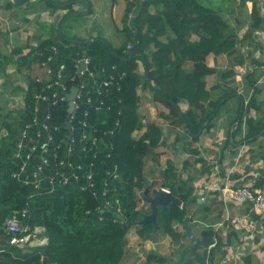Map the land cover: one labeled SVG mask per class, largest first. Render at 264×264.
Instances as JSON below:
<instances>
[{"label": "trees", "instance_id": "16d2710c", "mask_svg": "<svg viewBox=\"0 0 264 264\" xmlns=\"http://www.w3.org/2000/svg\"><path fill=\"white\" fill-rule=\"evenodd\" d=\"M41 1L44 10L51 15L58 9L67 11L61 18L53 20L48 38L34 33L24 47L14 51L17 70L20 72L25 68L31 72L41 60L38 52H43L50 45L59 48V61L65 63L70 72L76 61L88 58L90 70L98 72L103 69L107 75L112 76L113 84H118L117 89L112 85L106 88L113 102L110 105L112 110L100 115L97 120L99 129L113 128L114 133L105 136L106 142L111 144L107 153L89 155L88 162L93 163L95 172L94 187L82 186L85 182L81 180L79 183L56 185L50 192L48 183H44L38 190L19 183L11 177L15 170L12 154L20 131L31 118L34 107L32 93L36 86L31 76H28L24 104L17 108L14 123L2 121L4 117L0 113V135L6 130L0 136V264H121L127 251L128 233L131 229L122 227L111 215L101 212L107 210L103 209L101 183L107 177V172L115 168L119 179H109L110 191L107 195L110 192L118 195L126 223L139 221L145 215L140 208L143 203L141 194L149 196L151 192L155 194L161 188L168 189L171 197L179 200V204L165 210L159 209L156 225L172 241L180 242L186 235L184 231L176 229L177 225L194 226L193 215L189 210L191 205L197 203L194 189L187 181L175 178L169 165L168 169L161 171L163 179L158 187H155V183L147 184L144 161L147 158L156 160L155 150L160 146V141L158 137L151 136L148 130L142 131L143 117L139 112L141 98L137 90L147 88L153 101L161 103L168 110L164 118L170 125L175 128L183 127L191 142H198L202 131L211 127L220 107L227 100L237 97L236 93L227 91L220 98L210 100L211 89L205 78L214 74L215 70L207 66L206 58L210 54H234L238 47L237 36L224 35L228 27L227 20L220 9L206 5L203 0H124L127 5L125 18L134 10L132 14L135 23L131 27L125 21L124 32L127 33V39L114 47L100 34L84 39L61 32V26L74 17L73 4L83 0ZM71 13L72 18L64 20ZM90 14L89 9L88 16ZM251 16L260 19L255 4ZM59 21H62L60 33L56 30ZM260 28L259 24L251 25L247 35ZM198 39L202 41L200 43L204 45L203 48ZM70 40L84 43H73ZM32 42L36 46L31 47L27 55H22L23 49L30 47ZM33 53L36 54L32 56ZM44 56L45 54L42 58ZM138 63L143 66V74L138 70ZM228 77H234V74L230 73ZM100 80L101 77H97V81ZM253 97L254 94L247 106L241 104L239 107L237 118L230 124L231 136L228 137L227 144L236 146L243 142H255L259 136L264 135V123L261 120L245 118L242 126L247 108L254 106ZM181 101H186L189 105L185 113L178 107ZM64 113L63 111V115ZM62 117L64 116L61 114V120L57 123L62 124ZM116 120L118 125L114 126ZM140 132L138 137L134 136ZM241 133L242 138L235 141V135ZM254 184L264 185V175L256 178ZM221 207V201L218 202L215 197L203 210H218L217 216H220ZM22 210L25 211V216L21 219L23 223L30 226L31 230L36 227L43 229L38 236L45 239L44 243L23 247L9 244L11 236L5 230L4 221ZM214 221H206V226L199 230V237L214 238L215 248L220 245L226 248V245L230 246L231 240H235L236 244L242 242V232L238 235L235 231H227L223 242L222 228L214 229ZM226 223L224 221L223 225L226 226ZM226 227L228 228V223ZM154 228L152 224L132 227L142 241L151 239L157 232L154 233ZM255 242H258L257 238ZM217 252L210 250L207 264L220 263ZM243 258V264H251V254L245 253ZM151 262L165 264L168 260L163 256L147 253L144 264Z\"/></svg>", "mask_w": 264, "mask_h": 264}, {"label": "crops", "instance_id": "0c3cea01", "mask_svg": "<svg viewBox=\"0 0 264 264\" xmlns=\"http://www.w3.org/2000/svg\"><path fill=\"white\" fill-rule=\"evenodd\" d=\"M55 1L62 2L65 0ZM83 1L87 5L88 3L90 4L88 7L90 10L92 8L91 13L92 15H96L97 18L100 14V9L102 7L105 9V14L106 16L109 15L111 21V26L107 27V33H113L114 37L109 39V41L114 47L126 41L127 33L124 32L125 21L130 24L131 19L125 18L127 5L124 0ZM83 1L73 4V11H85L86 7ZM203 1L206 5H212V7L220 9L222 16L227 20L228 27L224 31V35L235 34L238 38V47L234 54L219 56L210 54L206 58L207 66L215 70L214 74L205 78L208 88L211 89L210 100L213 101L220 98L227 91L236 93L237 97L235 96L227 100L220 107L211 123V127L202 131L198 142H191L190 136L185 133L183 127L175 128L164 118L168 114V110L161 103L153 101L148 89H138L137 93L141 98L139 112L143 117L144 125L142 131L148 130L151 136L158 137L160 141V146L155 150L157 154L156 160L145 159L143 170L146 182L149 185L152 183L159 184L158 182L163 179V172L161 171L168 169V165L172 167L175 178L179 177L192 185L196 204L201 206L200 209L202 211L197 216L198 220L196 222L198 224H194V222V226L200 225L199 227H201L205 223V220L214 221L215 219L213 228L221 227L223 229V227L227 228L223 225V221L227 217L247 214L250 226L245 230L235 231L237 234L242 232L243 238L242 236L240 238L242 242L236 244L235 240H231L230 246L226 245V248L241 250L245 255L249 247V242L247 241H249L251 235L259 232L256 227L259 224H264V222L256 215L252 216V214H249L247 209L236 206L227 197H224L221 192H211L209 188L213 183H226L233 187L255 188L258 186H255L254 180L264 175V135L259 136L255 142H243L236 146H233L232 143L227 144L228 137L231 136L229 133L230 124L237 118L241 104L247 106L252 94H254L255 103L254 106L247 108V112L242 119V126L245 118L261 120L264 123V0ZM253 4L256 5L260 19L251 16ZM19 10L23 13V16L17 15ZM66 11L58 9L51 15L49 11L44 10L41 0H0V110H4L7 107H15L16 109L21 107L28 87L27 79L31 72L29 69H27V73L23 71L22 73L18 72L14 64V51L26 45L31 38L30 36H32L31 34L35 32V30L31 31V28L37 27V23L44 30L35 34L42 38H48L53 20L61 18ZM255 24L261 26L259 31H254L251 35H247L251 25ZM98 25L99 22L96 26L90 27V31L83 34V38L88 39L99 34L107 38ZM121 36L122 38H119ZM200 41L198 39L199 45H201ZM35 46V42L30 43V47L23 49L22 55L30 53L31 47ZM201 47L203 48L204 45H201ZM198 50H200L199 47ZM138 70L143 74L142 64H140ZM224 73H228V75L232 73L234 77H228ZM178 107L182 113H185L189 105L186 101H181ZM242 136L243 133L241 135L236 134L235 141L240 140ZM239 149H246L248 152H251V156L247 159L248 164L245 166H239L241 158V155L238 153ZM211 154L218 156L211 160L209 156ZM255 154L257 156H254ZM194 170H197L199 173L198 177L196 176L197 182H192V179L195 177H190V174L195 172ZM151 193L153 194V192ZM215 197L218 202L221 201L223 207H221L222 212L220 216H217L218 212L203 210L212 203ZM203 202L205 204L202 205ZM191 207L192 205L189 207L190 213ZM220 218L224 220L221 222ZM226 221L229 223L228 220ZM173 226L176 225L174 224ZM194 226L192 228L193 233H195ZM130 229L127 251L121 264H144V256L141 253L144 250L146 253L163 256L155 248L160 241L157 239V236H160L162 239L168 236L159 235L161 231L157 230L150 240L141 241L134 233V230ZM225 230L234 231L230 226ZM39 239L42 243L45 242L44 238ZM255 246L257 247L258 245ZM251 249L253 248L251 247ZM248 254L253 255V252H249ZM228 260V264H236L235 259L229 258ZM238 264L241 263L239 262Z\"/></svg>", "mask_w": 264, "mask_h": 264}, {"label": "built area", "instance_id": "2783aa9c", "mask_svg": "<svg viewBox=\"0 0 264 264\" xmlns=\"http://www.w3.org/2000/svg\"><path fill=\"white\" fill-rule=\"evenodd\" d=\"M127 48L130 47L127 45ZM38 55L41 60L34 66L32 74L29 73L36 86L32 93L34 107L31 118L20 131L12 154L15 170L11 177L36 190L48 183L50 192L56 185L79 183L81 180L85 182L82 186L92 188L95 185V172L93 163L88 162L89 155L107 153L111 144L106 142L105 136L114 133L113 128L99 129L97 120L100 115L112 110L110 105L113 102L106 88L112 85L117 89L118 84H113L112 76L103 69L98 72L90 70V61L86 57L76 61L70 72L66 64L59 61L60 52L56 45H50ZM80 62L84 64L82 70ZM97 77H101V80L97 81ZM73 87L76 93L71 100L72 111L68 113L67 95ZM61 114L64 117L62 124H59L57 122L61 120ZM66 123L70 124L69 129L65 127ZM117 125L118 120L114 123V126ZM109 179H119L116 168L108 171L101 183L103 209L122 215V203L118 195L114 192L107 195L110 191ZM161 190L169 192L165 188ZM209 190L221 192L236 206L247 209L249 214L256 215L264 222V185L234 188L226 183H213ZM93 195L96 196V193L93 192ZM24 216L25 211L22 210L4 221L12 246H25L28 240L36 239V235L43 230L41 227L31 230L30 226L22 222ZM226 220L234 231L245 230L250 226L247 214L230 216ZM38 244L42 242L33 245Z\"/></svg>", "mask_w": 264, "mask_h": 264}, {"label": "rangeland", "instance_id": "374dc122", "mask_svg": "<svg viewBox=\"0 0 264 264\" xmlns=\"http://www.w3.org/2000/svg\"><path fill=\"white\" fill-rule=\"evenodd\" d=\"M91 11H92V8H91ZM132 11H134V10H132ZM132 11L127 16L128 19L133 18V14H132L133 12ZM105 12H106L105 9L102 7L100 9V14H99L98 18L96 17V15H92V13L89 16H86V17L74 16L70 21H67L66 23H64L61 26V32L65 33L67 35H70V36H77V37L83 38V34L88 33L90 31V27L96 26L98 24V22H99L98 26H99L100 30L102 31L103 34H105V36L108 38V39L107 38L106 39L109 41V39H112L114 37V35L111 32L109 34L107 33L108 32V28L107 27L111 26V21H110L109 15L106 16ZM118 12H119V10H118ZM24 13H26V11H24ZM17 15L23 16V13H21L20 10H19L17 12ZM70 25L72 26V28H71ZM32 30L33 31L35 30V32H33V33H39V32H42L44 29H43V27L40 24L37 23V27H32L31 31ZM31 35H33V34H31ZM30 37H32V36H30ZM119 38H122V36L119 37ZM22 69L20 71L21 73H22V71L24 73L28 72V70H26L25 68H22ZM16 110L17 109L15 107H7L4 110H0V113L3 114L2 116L4 117L2 121H6L8 123H14L15 117H16ZM5 132H6V130H3L1 132V135H3ZM139 135H140L139 133H135L134 134L135 137H138ZM263 142H264V139H263ZM238 153L241 155V158L239 160V166L247 165L248 164L247 159H248L249 156H251L250 155L251 152H248V150H246V149H243V150L239 149ZM209 156L211 157V160H212V159H215V157H217L218 155L211 154ZM254 156H257V154H255ZM253 161H255V160H253ZM194 171L195 172H193V174H190V177H192V176L195 177V178L192 179V182H197L196 176L198 177L199 173H198L197 170H194ZM156 187H158V185H156ZM199 204H201V203H199ZM203 204H205V203L203 202L202 205ZM140 205H142V206H140V208L142 209L143 213L148 214L150 212L148 206L145 205V203H141ZM200 207L201 206H198L197 204H194L191 207V213H192V215H194L193 216V221L195 222L194 224H198L196 222L198 220L197 216L202 212ZM215 212H218V210H216ZM220 220L222 222L224 219L220 218ZM206 221L207 220L204 221L205 223L201 227H199L200 225L194 226V228H195L194 235L197 238H199V230L206 226L205 225ZM226 226H227V223H226ZM228 226H230L229 223H228ZM256 228H257V230L259 232L258 233L255 232L253 235H251V237L249 238V241L246 240L247 242H249V247H248V251L247 252L248 253L249 252H253L252 264H264V224H259ZM176 229L178 231H180V232H183L181 226L177 225ZM225 229H227V228L223 227L222 233H221L222 234V238H223V242H225V237H226V234L228 233L227 230H225ZM158 231H160V230H158ZM159 235H164V237L167 236L162 231L159 232ZM256 238L258 239V244H256V242H255ZM157 239H159L160 241L155 246V248H156V250H159L162 253V255L164 257H166V259H168V263L171 262V261H169V259H171V258L175 260L177 258V254L179 252H181V253H183L185 255L187 253V251H188L189 241L186 238H183L180 242H177V243H175L174 241L170 240L168 237L165 238V239H162L160 236H157ZM40 242H41V240L39 239V236L36 235V239L28 240L26 245L32 246L33 244L40 243ZM255 245H258V246L256 247ZM213 247L211 249H214L215 251H218L217 252L218 253V259L220 260L219 264H228L229 263V260H228L229 258L235 259L236 264H238L239 262L242 264V258L245 255L242 253L241 250L238 251L235 248L228 249V248H224L223 246H219L218 248H215V247L213 248ZM251 247L253 249H251ZM225 251H226V253L224 254ZM141 253H142V255L144 257L147 254L145 252V250L143 252L141 251ZM223 254H224V256H223Z\"/></svg>", "mask_w": 264, "mask_h": 264}, {"label": "water", "instance_id": "95a60500", "mask_svg": "<svg viewBox=\"0 0 264 264\" xmlns=\"http://www.w3.org/2000/svg\"><path fill=\"white\" fill-rule=\"evenodd\" d=\"M83 3L86 7L85 11L75 12L73 13L74 16H80V17L88 16L89 7L85 1H83ZM73 14L71 13L67 15L64 20L71 18ZM61 23L62 21H59L56 27V30L58 31V33H60ZM134 23H135V18L133 17L130 20L131 27H134ZM71 42L84 43V42L75 41V40L74 41L72 40ZM83 68H84V64L83 62H80V70H82ZM75 93H76V89L73 87L70 89V92L67 95V99L69 101L68 109H67L68 113L72 111L73 105L71 103V100L73 99ZM65 127L69 129L70 124L66 123ZM140 197L142 198L143 203L149 206L150 212L148 214H145L142 217V219L139 221L126 223V220L123 217V215L116 213L110 209L103 210L101 212L108 213L109 215H111V217L115 221L119 222L122 227H125L128 229L132 227H136V226H144L146 224H152L155 226L154 228V233H155L159 229L158 226L156 225V220L159 214V209L165 210L169 206H177L179 204V200L172 198L169 192H166L164 190L158 191L153 196H144L143 194H141ZM182 229L186 235V239H188L189 241L188 251L185 255L179 252L175 260L169 263H166V264H207L210 249L216 243L215 239L212 237L197 238L192 231V227L187 224L183 225ZM148 264H159V263L151 262Z\"/></svg>", "mask_w": 264, "mask_h": 264}, {"label": "clouds", "instance_id": "9594fccd", "mask_svg": "<svg viewBox=\"0 0 264 264\" xmlns=\"http://www.w3.org/2000/svg\"><path fill=\"white\" fill-rule=\"evenodd\" d=\"M234 188H237V187H234ZM252 188H254V187H252ZM161 189H163V188H161ZM161 189H160V190H161ZM160 190H159V191H160ZM153 195H154V194H151V195H149V196H153ZM145 205H146V204H145ZM147 206H148V205H147ZM148 208H149V206H148ZM149 210H150V209H149ZM225 221H226V220H225ZM226 222H227V221H226ZM227 223H228V222H227ZM230 227H231V226H230ZM182 231H183V230H182Z\"/></svg>", "mask_w": 264, "mask_h": 264}, {"label": "bare ground", "instance_id": "6f19581e", "mask_svg": "<svg viewBox=\"0 0 264 264\" xmlns=\"http://www.w3.org/2000/svg\"><path fill=\"white\" fill-rule=\"evenodd\" d=\"M209 48V47H208ZM244 259V258H243Z\"/></svg>", "mask_w": 264, "mask_h": 264}]
</instances>
